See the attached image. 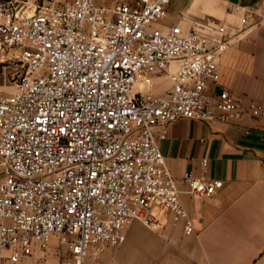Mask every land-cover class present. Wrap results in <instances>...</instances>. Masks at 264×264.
<instances>
[{
  "label": "built area",
  "instance_id": "1",
  "mask_svg": "<svg viewBox=\"0 0 264 264\" xmlns=\"http://www.w3.org/2000/svg\"><path fill=\"white\" fill-rule=\"evenodd\" d=\"M170 1L0 0V264L53 237L71 264H101L128 225L156 231L164 212L194 232L159 141L180 119H264V98L244 108L211 89L251 12L235 6V28L209 17L156 27ZM207 165L184 175L187 194L222 188Z\"/></svg>",
  "mask_w": 264,
  "mask_h": 264
},
{
  "label": "crops",
  "instance_id": "2",
  "mask_svg": "<svg viewBox=\"0 0 264 264\" xmlns=\"http://www.w3.org/2000/svg\"><path fill=\"white\" fill-rule=\"evenodd\" d=\"M116 1L133 0H95L105 7ZM235 6L252 17L243 40L221 56L220 80L211 89H227L245 108L264 98V0H171L155 26L187 28L209 17L235 28L240 17ZM159 149L194 232L186 235L181 224L172 225L169 212L160 215L156 231L134 221L124 229L122 244L106 246L101 264H264V119L247 114L238 123L180 119L169 125ZM203 159L205 178L223 186L211 197L191 196L182 180L185 174L202 176ZM18 264H71L69 249L53 237L45 251Z\"/></svg>",
  "mask_w": 264,
  "mask_h": 264
}]
</instances>
